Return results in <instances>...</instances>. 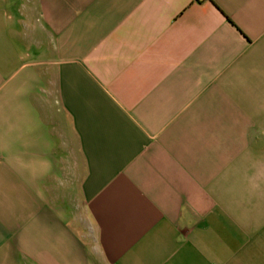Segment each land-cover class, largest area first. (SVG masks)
<instances>
[{"label": "crops", "instance_id": "0c3cea01", "mask_svg": "<svg viewBox=\"0 0 264 264\" xmlns=\"http://www.w3.org/2000/svg\"><path fill=\"white\" fill-rule=\"evenodd\" d=\"M0 264H264V0H0Z\"/></svg>", "mask_w": 264, "mask_h": 264}]
</instances>
